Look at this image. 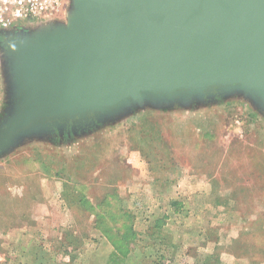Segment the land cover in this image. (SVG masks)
<instances>
[{
    "label": "rangeland",
    "instance_id": "rangeland-1",
    "mask_svg": "<svg viewBox=\"0 0 264 264\" xmlns=\"http://www.w3.org/2000/svg\"><path fill=\"white\" fill-rule=\"evenodd\" d=\"M71 8L67 0L66 13L55 22H66ZM0 38L1 123L10 110L11 87ZM187 171L199 186L198 198L194 191L179 196L190 201L178 221L187 233L173 245L163 228L170 239L164 243L153 225L174 217L159 214L164 207L134 206L141 199L138 188L154 181L162 188ZM179 181L188 188L191 180ZM226 194L238 200L242 214L258 208L259 230L246 257L235 252L237 246L218 245L217 233H210L207 244L199 238L213 221L218 227L223 211L214 199ZM262 213L264 114L238 95L167 109L144 103L97 126L25 138L0 152V264H118L102 229L126 217L136 235L123 264H210L214 254L222 264H243L242 258L264 264ZM229 227V235L242 229Z\"/></svg>",
    "mask_w": 264,
    "mask_h": 264
},
{
    "label": "water",
    "instance_id": "water-1",
    "mask_svg": "<svg viewBox=\"0 0 264 264\" xmlns=\"http://www.w3.org/2000/svg\"><path fill=\"white\" fill-rule=\"evenodd\" d=\"M0 152L153 108L238 95L264 114V0H72L64 23L0 33Z\"/></svg>",
    "mask_w": 264,
    "mask_h": 264
},
{
    "label": "crops",
    "instance_id": "crops-1",
    "mask_svg": "<svg viewBox=\"0 0 264 264\" xmlns=\"http://www.w3.org/2000/svg\"><path fill=\"white\" fill-rule=\"evenodd\" d=\"M132 158L130 160H132ZM182 177L185 179L189 178L191 180L188 185V188L186 186L183 187L182 184H180L179 179H182ZM179 179L174 177H172V179L170 178L168 181L165 182L166 185L163 186L162 188L158 186L156 181H154L152 185L140 183V187L138 188L139 196H141V199H139L140 203H136V205L133 204L134 206H138V207H141V205L144 207H148V206L156 207V208L164 207L165 209L160 210L159 214L165 213L164 215L165 216L167 215L166 218H168V215L174 217L173 218L174 220L173 219H170L168 221L165 220L166 222L164 221V225H163V228H165L166 231H169L171 242L173 243V245L177 244L176 243L177 238L183 235L185 236V234L187 233V228H183V227L181 228L180 227L181 224L178 221L181 216L180 213L182 212V210L190 209V205H189L190 201L189 203L185 202L184 200L182 201L181 198H179V196H181L182 194L186 196L188 192L194 191V196L198 198V195L195 194V190L199 188L197 184V179L195 178V176H192L191 173H189V171H187V175L182 174ZM222 180L223 178H221L219 181L220 182L219 188L221 186V190L222 188H224L223 186L224 184ZM203 187L205 189V183L203 184ZM219 197H220L219 203L221 204L217 208L218 209L222 208L223 213L219 210L220 216L219 219L216 220L218 221L217 224L218 227H214V225L216 224L213 221L212 222L213 226L210 225V228L208 227L207 231H205L204 229V231L199 234L201 235L199 236V238L203 237L204 244H207L210 243L211 241V239L209 238L210 233L211 234L217 233L216 236L218 237V241H217L218 245H223L222 242L224 241L225 242L224 244L226 246H231L233 248L237 246L235 252L240 256L243 255L244 257H246V255H244L246 251L252 250L251 252H253L254 249L253 241L255 239L252 236V234H255V236L257 237V234L255 232L259 230L260 221L258 220V214H259L258 208L256 209V211L255 209H253V211L252 212L250 211V213L242 214V212L239 210L240 205L238 203V200L235 197L228 196V194H226V196L224 197L223 196H219ZM172 203H175V208H177L176 211H174L171 208ZM133 205L132 203H130L128 204V207H132ZM203 206L206 207L205 203L203 204ZM168 207L170 209H168ZM261 217L264 218L263 213L261 214ZM231 223H234V225L236 226H242V229L236 227V231L234 233L233 231H231L229 235L228 233L229 231H227V229L230 228L229 225ZM204 228H206V226ZM260 228H261L260 231H262L263 235L261 236L259 235L258 237L259 238L262 237L263 239L264 225L261 224ZM226 238H228V240H226ZM247 241L250 242L249 245L245 244ZM243 246L245 248H243ZM257 250L259 251V249ZM242 260H243V264H245L246 259L242 258Z\"/></svg>",
    "mask_w": 264,
    "mask_h": 264
},
{
    "label": "built area",
    "instance_id": "built-area-1",
    "mask_svg": "<svg viewBox=\"0 0 264 264\" xmlns=\"http://www.w3.org/2000/svg\"><path fill=\"white\" fill-rule=\"evenodd\" d=\"M67 0H0V33L32 30L53 23L65 11ZM37 24L33 22L39 21Z\"/></svg>",
    "mask_w": 264,
    "mask_h": 264
},
{
    "label": "trees",
    "instance_id": "trees-1",
    "mask_svg": "<svg viewBox=\"0 0 264 264\" xmlns=\"http://www.w3.org/2000/svg\"><path fill=\"white\" fill-rule=\"evenodd\" d=\"M219 199V196L214 199L216 201V207L221 204L219 203ZM171 208L176 211L177 208H175V203L171 204ZM125 213L123 214L125 215ZM164 221L165 220L155 221L153 228H155L154 236L165 243L170 241L171 238L169 239L168 235L163 232ZM132 223L133 221L130 219V217H126V221L116 222L114 226L111 225V227L107 226L106 228L102 229V234L107 237L113 246L112 256L118 264H123L128 259L127 257L130 253V247L132 246L133 242L132 240L136 235L133 230L134 228ZM101 225H103V223H99V226ZM258 249L260 250V248ZM212 257L216 258H213L210 264H222L221 259L216 254L212 255Z\"/></svg>",
    "mask_w": 264,
    "mask_h": 264
},
{
    "label": "flooded vegetation",
    "instance_id": "flooded-vegetation-1",
    "mask_svg": "<svg viewBox=\"0 0 264 264\" xmlns=\"http://www.w3.org/2000/svg\"><path fill=\"white\" fill-rule=\"evenodd\" d=\"M3 45L5 46V42L3 43Z\"/></svg>",
    "mask_w": 264,
    "mask_h": 264
}]
</instances>
